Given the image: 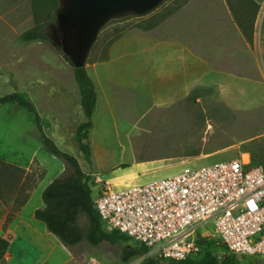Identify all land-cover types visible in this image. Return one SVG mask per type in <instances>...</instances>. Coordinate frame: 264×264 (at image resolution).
Here are the masks:
<instances>
[{"label":"rangeland","instance_id":"374dc122","mask_svg":"<svg viewBox=\"0 0 264 264\" xmlns=\"http://www.w3.org/2000/svg\"><path fill=\"white\" fill-rule=\"evenodd\" d=\"M151 20L159 23L153 31L148 30ZM225 21L230 23V28L226 26L229 44L219 30L214 36L217 24ZM33 26L30 0H0V96L27 93L39 115L50 122L45 135L77 159L94 195L106 186L145 184L185 168L243 155L250 161L254 155L264 160V5L256 17L251 44L234 23L226 0H166L145 16H125L108 23L86 67L114 59L108 66L113 79L129 89L112 98L110 105L100 104L98 119L93 114L89 161L74 146L76 128L84 117L73 68L60 34L54 31L57 24L45 25L47 42H19V36ZM162 37L167 42L178 38L199 61H184V75L176 74L181 68L172 63L159 68V76L147 74L148 61L162 58L160 46L152 49L155 39ZM224 40L227 44H222ZM214 46L215 58L209 53ZM204 47L210 49L204 51ZM138 62L140 67L134 66ZM107 74L100 75L102 88ZM0 158L43 176L25 205L28 214L43 205L44 185L71 173L69 166L48 153L33 118L16 105L0 107ZM0 206L7 207L0 214V230L5 231L21 209L13 202ZM80 224L85 226V221ZM50 238L58 246L56 264H122L124 244L92 247L84 242L62 249L58 239ZM43 244L52 247L46 240ZM242 262L264 264V258Z\"/></svg>","mask_w":264,"mask_h":264},{"label":"built area","instance_id":"2783aa9c","mask_svg":"<svg viewBox=\"0 0 264 264\" xmlns=\"http://www.w3.org/2000/svg\"><path fill=\"white\" fill-rule=\"evenodd\" d=\"M94 203L108 232L146 249L126 264L182 262L202 252L200 235L226 254L264 258V169L243 158L145 184L101 188Z\"/></svg>","mask_w":264,"mask_h":264},{"label":"trees","instance_id":"16d2710c","mask_svg":"<svg viewBox=\"0 0 264 264\" xmlns=\"http://www.w3.org/2000/svg\"><path fill=\"white\" fill-rule=\"evenodd\" d=\"M234 23L239 28L242 36L248 43L253 41L255 21L260 9V4L254 0H226ZM34 26L21 34L18 41L24 44L32 42H47L44 32L45 25L56 22L59 8L58 0H30ZM172 13H169L170 16ZM167 17V16H166ZM166 17H161L165 19ZM151 27L157 26L156 20L148 23ZM75 82L80 97V107L84 121L75 131L74 146L82 153L85 160L91 156L89 146V134L93 129V113L97 104L95 86L89 77L86 66L73 67ZM4 105H16L25 110L34 121L41 135L42 145L48 153L63 161L71 169L70 174L63 173L49 183L42 192V207L34 212V218L42 222L47 231L54 235L66 248L73 249L86 242L92 247L102 244H124L120 260L122 264L129 263L133 259L145 253L146 249L132 242L118 231L105 230L99 213L94 203L95 196L90 184L89 176L80 167L77 159L62 151L56 143L45 135V130L50 127V122L39 115L35 103L25 92H13L0 96V107ZM251 165H264L260 156H253ZM264 169V168H263ZM43 176L36 177L33 172L0 160V201L13 202L16 209L24 207L30 193L37 187ZM85 221L81 226L80 221ZM197 243L202 252L196 259L175 262L169 260H149V264H251L243 263L246 258H258L249 256H236L226 254L221 259L213 256L210 248L216 252L225 251L224 247L216 246V242L197 236ZM10 246L9 238L0 237V264Z\"/></svg>","mask_w":264,"mask_h":264},{"label":"crops","instance_id":"0c3cea01","mask_svg":"<svg viewBox=\"0 0 264 264\" xmlns=\"http://www.w3.org/2000/svg\"><path fill=\"white\" fill-rule=\"evenodd\" d=\"M254 1L260 5H264V0H254ZM163 23H165V22L163 21ZM226 26H228L230 28V23L227 24V21H225L223 23V25H222V23H218L216 26L217 28L215 29L214 36L217 37L219 34H221L226 39V41L228 39L227 42L229 44L230 36H227V34H226L227 33ZM155 27H152L148 30L153 31V29ZM222 27H224V28L222 29ZM218 30H219V34H218V32L216 33V31H218ZM155 40L157 43L152 46L153 48L152 47L151 48L155 49V47L160 46L161 51H162L160 58L161 57L162 58L161 59L159 58L160 60L152 59V60L148 61V63H147L148 70L146 72L147 74L151 73V75L155 74L156 76H159L161 74V71L159 70V68L166 66V63H172L173 66L181 68V70L179 69L178 71H176L177 72L176 74H183L184 75L185 70L184 69L182 70V68H184V66H185L184 61L189 60L194 64V62L197 63V61H199V59H200V58H198L199 56L196 57L195 55H192L191 53H187V52H189V49H191V48L189 47V49H185L184 48L185 46L180 43L178 38H174L172 40H169L168 42L166 41V38L160 39V41L157 39H155ZM226 41L223 42L222 44H224V43L227 44ZM222 44H220V45H222ZM207 49L209 50L210 48L204 47V51ZM220 49L222 50L223 46H221ZM212 50L209 52L210 54H211V52H216V46H214L212 48ZM211 55L213 58H215V54L213 55V53H212ZM163 58H165L166 60H164ZM115 62L116 61L114 59L105 58L102 62L94 63L91 69L86 67L87 72L89 74V77L91 78V80L95 86L96 93H97V104H96V108L94 110V113L96 112V118L97 119L100 116L98 113L100 104L106 103L107 105H110L112 98H114L115 96L117 97V94H119L120 92H122V91L124 92V91H127L129 89L126 84L125 85L123 84L124 82L115 81L113 79L114 73H112L110 71L111 69L109 70L108 66L110 64L115 63ZM140 64L138 62L134 66L140 67ZM106 68L110 74H107V79L105 78V80H104L105 86H104V88H102L101 83H103V78L100 79V75H102V74L105 75V72H107L105 70ZM135 74L140 75L141 71H140V73L139 72L137 73V71H135ZM99 85L101 86V90L99 89ZM102 90H104V92H105L104 95H102V93H101ZM0 160H3L7 163H10L9 161H6V160L1 159V158H0ZM10 164L19 166V164L13 163V162ZM20 166H21V164H20ZM55 178L56 177H53L51 179V181H49L46 185H44L42 187L41 192H43L45 187L49 183H51ZM0 203L2 205L6 204V203H3L1 201H0ZM41 207L42 206H37V208L34 209L31 214H28L25 212L27 206L21 207L20 208L21 210L18 211V213L15 217H13V219H12L11 223L8 225L7 229L5 231L3 229L0 230V237L9 238V242H10V246L8 248V251L4 257V260L1 262V264H56V261H57L56 252H57L58 246H57L56 241L52 240V238H50L54 235L50 234L47 231L44 224L43 225H44L45 229L41 228L39 223H42V222L37 221L34 218V212ZM5 210H7L6 206H0V214L3 213V211H5ZM7 215H8V213H6V216ZM8 220H9V216H8ZM26 238H28V240H26ZM23 240L26 241V244H24V245H22ZM43 240L48 241L52 245V247H50V245H48V247H45L43 244ZM61 247H62V249H65L64 245H61ZM63 260H65V258Z\"/></svg>","mask_w":264,"mask_h":264},{"label":"water","instance_id":"95a60500","mask_svg":"<svg viewBox=\"0 0 264 264\" xmlns=\"http://www.w3.org/2000/svg\"><path fill=\"white\" fill-rule=\"evenodd\" d=\"M56 24L67 31L73 48L63 52L71 67H84L104 27L116 19L142 17L166 0H58Z\"/></svg>","mask_w":264,"mask_h":264},{"label":"flooded vegetation","instance_id":"af4514ba","mask_svg":"<svg viewBox=\"0 0 264 264\" xmlns=\"http://www.w3.org/2000/svg\"><path fill=\"white\" fill-rule=\"evenodd\" d=\"M55 32H58L61 37V43H62V48H64V43L67 42L68 48H73V42L69 38V34L67 31L61 29L58 25L55 27Z\"/></svg>","mask_w":264,"mask_h":264},{"label":"bare ground","instance_id":"6f19581e","mask_svg":"<svg viewBox=\"0 0 264 264\" xmlns=\"http://www.w3.org/2000/svg\"><path fill=\"white\" fill-rule=\"evenodd\" d=\"M247 158H248L247 155H243V159H244V160L247 161V160H248Z\"/></svg>","mask_w":264,"mask_h":264}]
</instances>
